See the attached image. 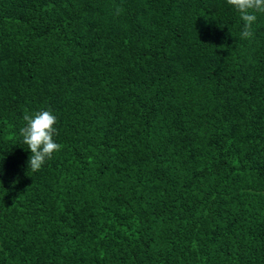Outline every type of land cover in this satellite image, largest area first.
Returning <instances> with one entry per match:
<instances>
[{"label":"trees","instance_id":"16d2710c","mask_svg":"<svg viewBox=\"0 0 264 264\" xmlns=\"http://www.w3.org/2000/svg\"><path fill=\"white\" fill-rule=\"evenodd\" d=\"M256 15L241 39L226 0H0V264H264Z\"/></svg>","mask_w":264,"mask_h":264},{"label":"clouds","instance_id":"9594fccd","mask_svg":"<svg viewBox=\"0 0 264 264\" xmlns=\"http://www.w3.org/2000/svg\"><path fill=\"white\" fill-rule=\"evenodd\" d=\"M226 3L239 12L244 22L241 39L251 38L252 25L257 20L256 13H264V0H226ZM23 119L26 124L19 129V135L31 153L28 168L37 172L61 149V145L54 140L57 135V118L50 110H42L33 114L26 113Z\"/></svg>","mask_w":264,"mask_h":264}]
</instances>
